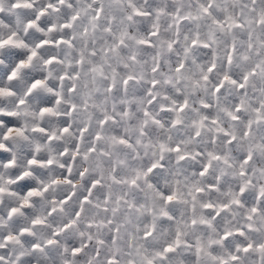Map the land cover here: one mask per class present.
<instances>
[{
	"label": "clouds",
	"instance_id": "clouds-1",
	"mask_svg": "<svg viewBox=\"0 0 264 264\" xmlns=\"http://www.w3.org/2000/svg\"><path fill=\"white\" fill-rule=\"evenodd\" d=\"M0 264H264V0H0Z\"/></svg>",
	"mask_w": 264,
	"mask_h": 264
}]
</instances>
